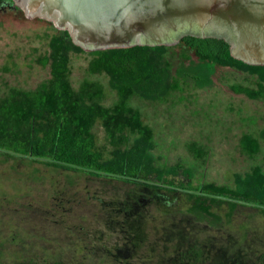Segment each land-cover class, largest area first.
Wrapping results in <instances>:
<instances>
[{
	"label": "rangeland",
	"instance_id": "1",
	"mask_svg": "<svg viewBox=\"0 0 264 264\" xmlns=\"http://www.w3.org/2000/svg\"><path fill=\"white\" fill-rule=\"evenodd\" d=\"M55 29L60 28L44 18L25 16L22 10L0 13V93L8 85L30 88L49 77L50 66L38 59L50 51ZM70 55L73 85L84 77L99 79L107 93L105 104L112 103L117 93L108 77L87 73L86 53ZM213 79L211 87L186 85L167 101L130 99L154 130V163H181L192 169L191 178L183 170L169 176L175 182L232 185L235 173L261 161L262 153L249 157L241 151L239 137L264 126V100L230 88L232 83L249 84L251 76L218 65ZM179 96L183 100L178 101ZM94 130L98 143L108 149L101 124ZM190 141L206 147L204 159L192 156L186 145ZM158 183L156 193L144 181L139 185L114 176L55 169L27 156L0 160V264H45L57 257L70 264H190L186 256L182 263L176 256L192 243L204 251L203 264L223 258L225 264H263L264 215L258 209L240 205L230 224L208 227L185 214L182 190L172 192ZM131 198L138 210L126 214L120 209H128ZM221 245L227 255L234 247L242 255L231 253L226 259Z\"/></svg>",
	"mask_w": 264,
	"mask_h": 264
},
{
	"label": "trees",
	"instance_id": "2",
	"mask_svg": "<svg viewBox=\"0 0 264 264\" xmlns=\"http://www.w3.org/2000/svg\"><path fill=\"white\" fill-rule=\"evenodd\" d=\"M49 46L50 51L38 59L42 65L50 66L49 77L30 88L8 85L0 93V160L27 156L55 169L114 176L139 185L144 181L148 183L145 187L155 188L156 193L161 182L169 191L182 190L185 214L196 222L205 221L208 227L230 224L240 205H251L264 215V126L241 133V151L249 157L262 156L250 170L235 173L232 185L214 181L185 184L169 176L176 177L183 170L191 178L192 169L181 163L165 167L154 163V130L144 120L141 109L130 102L132 97L167 101L172 92L183 91L186 85L211 87L218 65L248 73L249 84L232 83L230 88L251 99L264 100V64H250L234 57L223 38L191 34L172 45L86 50L72 40L68 30L55 29ZM71 52L89 56L87 73L108 77L109 86L117 93L112 103L105 104L107 93L99 79L84 77L77 87L73 85ZM183 98L179 96L178 101ZM98 123L104 129L108 149L98 143L94 130ZM186 145L195 159H204L208 154L206 147L196 141ZM132 202L131 198L127 203L135 205ZM220 249L226 259L231 253L242 255L235 247L228 255L223 245ZM203 252L199 244L192 243L176 257L181 263L186 256L190 264H203ZM223 261L224 258L211 262L225 264ZM45 264L70 263L57 257Z\"/></svg>",
	"mask_w": 264,
	"mask_h": 264
},
{
	"label": "water",
	"instance_id": "3",
	"mask_svg": "<svg viewBox=\"0 0 264 264\" xmlns=\"http://www.w3.org/2000/svg\"><path fill=\"white\" fill-rule=\"evenodd\" d=\"M28 17L68 30L85 49L223 38L231 54L264 64V0H13Z\"/></svg>",
	"mask_w": 264,
	"mask_h": 264
},
{
	"label": "flooded vegetation",
	"instance_id": "4",
	"mask_svg": "<svg viewBox=\"0 0 264 264\" xmlns=\"http://www.w3.org/2000/svg\"><path fill=\"white\" fill-rule=\"evenodd\" d=\"M14 10H21V9L17 5H14L13 0H0V13L14 11ZM120 210L128 214V213L137 212L138 209L133 205L128 209L121 208Z\"/></svg>",
	"mask_w": 264,
	"mask_h": 264
}]
</instances>
